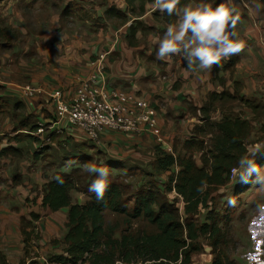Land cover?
Wrapping results in <instances>:
<instances>
[{
	"label": "crops",
	"instance_id": "0c3cea01",
	"mask_svg": "<svg viewBox=\"0 0 264 264\" xmlns=\"http://www.w3.org/2000/svg\"><path fill=\"white\" fill-rule=\"evenodd\" d=\"M76 1L93 2L66 0L67 3ZM114 2H117L118 8L121 5L120 10H126L124 0ZM232 5L238 10L239 16L241 14L247 16L246 20L243 19L246 22L240 26L244 33H241L240 37L245 44L240 52L220 61L218 75L228 78L227 82L220 84L213 80L217 75L215 65L209 70L191 71L187 69L186 61L179 53L158 60L155 53L159 38L162 37L160 34L139 33L136 36L138 44L131 46L126 38L129 33H126L106 51L98 52L96 55H93V51L87 54L84 52V55L79 49L86 47L82 42L78 44L71 41L65 44L68 39L62 31L57 32V24L60 23H57L55 14L53 31L45 35H35V49L30 53L31 45L27 39L31 38L32 34L26 26L27 14L21 12L14 0H2L0 20L8 27L19 31L27 44L21 51L18 43H14L8 50H0V98H17L25 106L26 117H31L35 124L48 123L54 118L56 111L51 94L60 91L65 100L70 99L74 95L78 79L89 78L103 64L109 85L120 89L133 99L148 100L158 114V124L154 129L141 135L104 134L101 136V145L95 146L97 150L116 162L132 165L152 163L157 147L168 153H173L174 149L179 153L183 150V142L180 146L175 143L180 133L178 127H181V123L193 120L191 110L193 113L194 109L201 108L209 93L221 92L223 89L233 92L234 83H240L244 88L243 93L246 89L251 91L245 95L260 93L264 97V3L261 0H232ZM249 13H253L259 26L254 27ZM146 16L147 11L139 20L143 21ZM134 20L131 19L122 27L129 29ZM239 20L243 21L241 18ZM145 24L154 26L152 19L145 21ZM161 25L166 31L165 25L168 24ZM58 27L60 28L59 25ZM149 58L152 60V63L150 62L152 67L144 64V60ZM232 58L236 60L234 67L225 69ZM245 62L251 66L248 67V71L245 69L242 72L240 70L244 69ZM160 63L164 66L163 69L162 66H157ZM253 69L255 73L252 72ZM253 74L255 75L252 76ZM25 87H34L37 93L32 97H25L21 92ZM127 105L136 110L134 101H127ZM9 108L10 114L3 123L8 127L5 131H0V151L9 147L22 150L20 147L22 144L18 139L20 134L30 135L35 139L37 137L30 134L27 128L23 130L16 128L18 119L11 117L15 110L13 106L0 105V113ZM61 135H65L69 141L91 146L77 129L69 128ZM56 143L57 136L53 145L56 146ZM33 144L34 150L22 157L13 155L0 157V264H25L47 254L49 257L63 255L65 251L62 241L67 233L69 209L63 208L52 212L43 206L46 176L51 178L54 173L46 171L47 160L44 154L35 157L38 144L34 142ZM261 169L264 170V166ZM75 200L82 204L87 197L80 194ZM253 226L259 229L252 232L254 238L264 240V213L253 220ZM32 229L33 234L27 247L23 230L31 233ZM248 254L255 256L256 259H250L245 264H264V246L253 248Z\"/></svg>",
	"mask_w": 264,
	"mask_h": 264
},
{
	"label": "trees",
	"instance_id": "16d2710c",
	"mask_svg": "<svg viewBox=\"0 0 264 264\" xmlns=\"http://www.w3.org/2000/svg\"><path fill=\"white\" fill-rule=\"evenodd\" d=\"M18 1L21 12L26 14L31 13L37 3L42 8H49L52 14H58L60 20L71 18L78 12L74 8L75 4L67 3L66 0ZM106 1L93 0V3ZM124 1L131 15L128 11L111 6L104 16L106 19H119L122 25L134 18L126 38L129 45L136 46L137 34L147 35L155 31L154 27L139 20L145 15L146 5L152 4V0ZM192 1L179 0L177 9ZM261 1L264 3V0ZM136 4L140 6L138 13ZM155 16H161V24L175 23L178 19L175 14L167 15L166 11ZM20 39L22 34L19 31L0 20V50H8ZM235 63L236 60L232 58L224 68L232 69ZM215 66L218 70V65ZM224 83V79H220V84ZM241 94L239 84L233 92L223 89L221 92L209 93L204 105L194 109L195 117L200 115L201 126L196 127L193 136L183 142V150L178 153L174 149L173 153H168L157 147L154 161L147 165L150 171L136 168L127 169L124 173L122 170L127 168L124 163L114 161L90 142L88 144L91 146L81 144L75 150L73 147L71 150L69 146L65 147L68 152L76 153L69 155L77 158V166L68 172L52 170L49 163L45 166L46 171H52L54 175L51 178L46 176L43 206L52 212L69 209L67 233L62 241L65 245L64 254L51 256L50 259L68 264H179L187 262L191 253L197 250L195 243L200 236L210 238L215 251L223 245L229 233L223 232L216 217H209L211 222L201 225L191 217L209 206L214 192L230 185L231 170L238 167L242 156L250 155L248 140L253 133L252 121L255 120L248 119L242 113H226L221 110V118L212 119L213 110L218 111L216 103L237 99L244 102L253 115L261 114L262 111L264 114V105L257 100H246ZM6 100L15 109L11 117L18 119L16 128H27L30 134L37 132V124L31 121V117L25 116L24 104L12 99ZM27 137L39 145L38 138L30 135ZM51 140V145L38 151L35 157L44 154L46 160L57 161V153L62 156L66 154L64 145L58 143L53 147L55 136L52 135ZM82 148L96 153H80ZM7 155L22 157L23 151L13 147L0 151V157ZM250 158H254L263 168L264 153L258 152L255 157ZM90 162L106 167L109 171V185L103 200H97L95 194L88 191V186L95 178V174L84 169V165ZM164 174L168 175L165 181L162 179ZM202 181L207 183V187L200 192L197 189ZM235 182L234 195L246 192L253 184L251 181L244 183L239 177ZM73 193L83 194L87 200L79 204ZM172 193L183 201L184 216L176 202L169 198ZM111 216L114 220L121 219L124 227L120 223L110 222L108 218ZM32 234L33 229L31 233L23 230L27 247Z\"/></svg>",
	"mask_w": 264,
	"mask_h": 264
},
{
	"label": "rangeland",
	"instance_id": "374dc122",
	"mask_svg": "<svg viewBox=\"0 0 264 264\" xmlns=\"http://www.w3.org/2000/svg\"><path fill=\"white\" fill-rule=\"evenodd\" d=\"M115 0H109L107 3L105 2H99V3H93L92 1H76L73 2L75 4V10L78 11L75 16L71 18H65V19H59V16L57 14V32L62 31L64 35H66L68 41L65 42V44L71 43V41L76 42L80 44L81 42L83 45H86L84 48H79L80 53L87 54L91 51H93V55L98 54V52H104L109 47H111L114 43L118 42L122 37L125 36L126 33H130V29L123 28L121 21L119 19H106L104 14L106 10L111 6H117V2H114ZM14 2L19 6V1L14 0ZM192 2H195L193 0ZM208 2L213 4V7H215L219 1L218 0H208ZM22 7L24 4L21 5ZM121 6V5H120ZM119 6L118 9H121ZM139 4H136L135 9L136 12H139ZM84 10V12H82ZM152 10V13H149V11ZM129 12V7L126 5L125 12ZM147 16L146 18H143V22L152 19L154 22V28L155 31H153L150 34H160L163 36L164 30L163 25H161V16L156 17L155 14L161 15V12L159 10H156L152 4L146 5ZM131 15V13L129 12ZM26 19V26L30 29V34H32V37L28 38L29 45H31L30 53L34 52V46L36 45V41L34 36H40L49 34L51 31H53L54 22H53V16L54 14L51 13V10L49 8H42L40 3H37L32 10L31 13L28 12L27 15H25ZM152 16V17H151ZM248 16H250L251 22L256 26H259L258 20L253 16V13H249ZM240 18L247 19L246 14H241ZM245 20L238 21V25L236 26V32L238 36L240 37L242 34V30L240 26L243 24V22H246ZM240 22V23H239ZM60 26V28L58 27ZM167 28V26L165 25ZM164 27V28H165ZM242 33V34H241ZM148 35V34H147ZM241 38V37H240ZM20 45V51L22 49H25L27 41L25 39H20L17 41ZM64 43V42H63ZM86 43V44H85ZM84 54V55H85ZM180 54V53H179ZM152 60L149 58L148 60H144V64H148L149 67H152ZM155 64V63H153ZM154 66V65H153ZM157 66H162V63L158 64ZM251 66L248 63H244V69L240 70L243 72V70L246 69L248 71V67ZM164 66H162V69ZM216 77L213 79L216 82L220 83V79H224L225 82H227V77H219L218 70ZM253 73H255V70H252ZM253 74L252 76H254ZM166 77V76H165ZM237 84L240 85V83H234V87L237 86ZM259 90H261L260 86H258ZM241 89V95L245 97L246 100H257L259 103L264 105V97L260 93L257 95H245L249 91V89L244 90L245 93H243V87L240 85ZM7 98L2 97L0 98V105H4V107L12 106L10 104H7ZM16 100L17 98H11ZM18 101V99L16 100ZM215 107H218V111L213 110L212 112V119L218 120L221 118V112L225 111L226 113H242L244 116H246L248 119L255 120L253 122V133L250 139L248 140V149L250 153L253 152H262L264 151V114L263 111L261 114L253 115L252 112L246 108L244 102L241 100H235V101H227V102H218L215 104ZM11 108L9 110L0 113V131H5L8 127L7 124H4V121L6 118H8V115L10 114ZM19 114L21 112H18ZM191 116L193 120L190 122L181 123V127H178L179 130V138L177 137L175 139V143L178 144V146L181 145L182 142H184L187 139H190L193 136V132L196 127L201 126L199 117H195L194 111L192 113L191 110ZM180 123L178 122L177 125ZM1 125H3L1 127ZM187 125V127H186ZM188 126H191L189 129ZM188 132V133H187ZM182 134V135H181ZM57 136V145L62 144L63 147L69 146V150L73 147V150L76 149L78 142L69 141V138L65 137V135H61L58 133H52L50 130L45 131V136ZM19 141L22 145H20L23 155L26 153L28 154L32 150H34V144L31 142H34L32 139H29L26 134H20L18 136ZM35 143V142H34ZM38 144V143H37ZM36 144V145H37ZM47 146V145H46ZM45 146V147H46ZM52 147V146H50ZM56 147V146H53ZM58 147V146H57ZM40 151L42 149H39ZM66 154H63L64 156L60 154H56L57 161H50L47 160L49 163V168L54 170L57 169L61 171H70L73 167L78 165L77 158H72L71 155H76L75 152L70 153L66 150ZM80 153H88V154H95L96 151H88L86 148H82ZM150 163L147 164H141V165H132V164H126V169L122 170L127 171V169H136L139 170H151L147 167ZM262 170V169H261ZM264 172V170H262ZM125 173V172H124ZM168 175L164 174L162 176V179L165 181L167 179ZM237 182H234V184H230L227 188H221L218 191L214 192L211 195L210 204L207 208H202L199 210V212L196 215H193L191 218L198 224L201 225L203 223H210L209 217H216L217 221H219L220 227H222L224 233H229L226 242L219 246L218 249H215L211 246L210 238L207 236H200L198 240L196 241L197 250L193 251L191 253L190 258L187 260V262H182L179 264H245L250 261V259L255 260L256 257L249 255V251L253 248H260L264 246V240L262 238H254L253 233L259 229L254 228L253 226V220L260 217L262 214L259 210L260 206H264V187H261L260 184H252L249 190L246 192L234 195V185H236ZM79 193H73L74 199L78 197ZM169 198L172 201H175L177 206L180 208V211L182 213V216H184V204L181 199L177 197L175 193H172L169 195ZM177 198V199H176ZM86 199V198H84ZM176 199V200H175ZM229 199H235L236 203L235 205H231L228 203ZM110 222L113 223H120L121 227H124L122 224L121 219H116L111 216L108 218ZM253 232V233H252ZM206 248H210V252L206 251ZM64 254V253H63ZM248 254V255H247ZM50 256L49 254L45 255ZM253 263H258V261H252ZM142 264V263H138Z\"/></svg>",
	"mask_w": 264,
	"mask_h": 264
},
{
	"label": "clouds",
	"instance_id": "9594fccd",
	"mask_svg": "<svg viewBox=\"0 0 264 264\" xmlns=\"http://www.w3.org/2000/svg\"><path fill=\"white\" fill-rule=\"evenodd\" d=\"M152 3L161 13L166 11L167 15L175 14L178 17L175 23L168 24L163 36L159 38L155 53L158 60L180 53L189 70H209L213 65H219L223 58L230 57L244 48L245 42L236 32L239 12L232 5V0H222L215 7L208 0H195L182 9H177L179 0H152ZM250 156L255 157L256 153L242 156L238 167L232 171L239 174L240 181H251L264 187V172ZM84 169L95 174L88 191L94 193L97 200H103L109 185L108 169L91 162L86 163ZM57 179L59 180V177ZM206 187L207 183L202 181L197 190L203 192ZM228 203L235 205L236 201L229 199ZM259 210L264 213V206H260ZM206 251L210 252V248H206Z\"/></svg>",
	"mask_w": 264,
	"mask_h": 264
},
{
	"label": "built area",
	"instance_id": "2783aa9c",
	"mask_svg": "<svg viewBox=\"0 0 264 264\" xmlns=\"http://www.w3.org/2000/svg\"><path fill=\"white\" fill-rule=\"evenodd\" d=\"M25 97L37 93L34 87L21 89ZM56 106L54 118L48 123L39 122L38 130L32 135L40 140L37 150L51 145V136L45 131L62 134L69 128L82 132L86 140L100 146L104 134L132 133L141 135L158 124V114L145 98L133 99L120 89L113 88L105 75V66L101 64L87 79H78L74 95L65 100L62 92L51 94ZM134 101L136 110L127 105ZM239 177L238 173H230V184ZM35 259V260H34ZM25 264H68L52 261L49 256L34 258Z\"/></svg>",
	"mask_w": 264,
	"mask_h": 264
}]
</instances>
